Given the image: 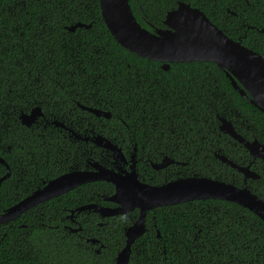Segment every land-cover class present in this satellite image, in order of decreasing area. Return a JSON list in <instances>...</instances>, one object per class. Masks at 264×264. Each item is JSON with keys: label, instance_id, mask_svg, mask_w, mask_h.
Wrapping results in <instances>:
<instances>
[{"label": "trees", "instance_id": "obj_1", "mask_svg": "<svg viewBox=\"0 0 264 264\" xmlns=\"http://www.w3.org/2000/svg\"><path fill=\"white\" fill-rule=\"evenodd\" d=\"M178 2L199 9L213 23L212 9H218L219 19L220 10L226 14L229 3L230 11L244 20L238 25L239 36L248 24L264 27V0H129L137 21L150 31L165 28V16ZM214 24L221 30L230 27ZM260 40V46L248 36L241 37L240 43L264 57L261 35ZM161 65L116 43L101 17L99 0H0V157L11 170L0 187V213L23 200L30 187L41 185L40 178L83 168L93 157L82 149L85 145L78 148L79 144L62 139L45 121L26 128L14 120L16 115L39 107L49 121L65 116L75 131L88 124L97 126L94 116L78 104L124 120V112L137 111L130 118L138 121V127L141 117L160 122L163 115L171 128L165 131L166 142L181 144L179 151L165 144L156 152L191 157V165L181 168L182 173L246 186L264 200V162L253 160L243 146L218 129L224 118L244 139L264 146V113L244 100L211 62L171 63L168 71ZM143 110L149 114H142ZM215 153L239 166L251 164L259 179L244 185L242 176L216 159ZM5 170L0 164V177ZM103 185H81L35 206L11 221L13 226L0 227V264H115L116 253L124 246L118 227L123 218H116L114 228L102 230L97 224L107 219L91 212L81 216L82 239L54 228L61 224L64 210L95 202V187ZM135 213L128 214L131 222ZM145 227V234L131 247L128 264H264V222L228 201L195 200L158 208L146 214ZM91 237L107 244L101 258L83 240Z\"/></svg>", "mask_w": 264, "mask_h": 264}, {"label": "water", "instance_id": "obj_2", "mask_svg": "<svg viewBox=\"0 0 264 264\" xmlns=\"http://www.w3.org/2000/svg\"><path fill=\"white\" fill-rule=\"evenodd\" d=\"M103 22L117 44L141 58L161 62L168 70L171 63L211 62L222 70L232 88L250 105L264 113V57L252 49L243 46L226 36L205 14L184 2H178L177 8L169 11L164 20L165 28L151 31L142 27L135 18L129 0H99ZM77 26H84L77 24ZM88 27V26H87ZM74 27L69 30H73ZM96 116H108V113L81 106ZM41 111L34 108L29 114L21 115L22 124L34 123ZM220 131L241 144L253 160L264 162V146L257 140L248 141L238 134L232 123L220 118ZM96 144L101 143L100 137ZM99 142V143H98ZM218 158L243 175L246 179H259L249 166H239L231 160ZM0 163L5 165L0 159ZM93 170L72 171L49 181L29 197L19 201L11 208L0 213V224L8 223L26 210L51 198L57 197L81 185L106 181L116 187V193L107 198L118 205L115 209H106L89 204L83 209H93L101 217L117 214L124 215L134 208L139 209L137 220L125 230L126 242L115 258V264H127L131 246L145 233V216L157 207L177 205L195 200H223L248 209L264 222V200L252 193L246 186L237 187L231 183L207 177L190 176L176 179L158 187L142 186L135 189L133 196L123 188V180L100 165L91 164ZM8 173L0 179V182Z\"/></svg>", "mask_w": 264, "mask_h": 264}, {"label": "flooded vegetation", "instance_id": "obj_3", "mask_svg": "<svg viewBox=\"0 0 264 264\" xmlns=\"http://www.w3.org/2000/svg\"><path fill=\"white\" fill-rule=\"evenodd\" d=\"M237 5L238 2L235 1ZM229 3H227L228 5ZM226 5V14H224V11L221 9L220 10V18L218 19V16H216L217 13H219L218 9H212V13L214 14L213 21L214 23L217 24H226L229 28H222L221 31H225L228 34H232L235 36L234 41H239L241 42V37L246 38L247 36L250 37L251 39H254V44L259 45L261 43L260 40V35L264 39V27H262L260 24L259 25H247V29L244 31V34L241 36L237 35L238 33H241L242 30L240 29V26H238L240 23L244 24V20L241 21L242 16L239 14L237 11H230L228 6ZM235 4H233L234 7ZM240 6V5H239ZM216 8V6H215ZM229 16L232 18L228 21ZM239 16V17H238ZM236 20H234V19ZM212 22V21H211ZM213 23V22H212ZM213 23V24H214ZM238 23V24H237ZM258 23V22H256ZM217 26L216 24H214ZM244 26V25H242ZM231 39V38H230ZM244 46V45H243ZM246 47V46H245ZM248 48V47H247ZM250 49V48H249ZM161 69H163V64L161 65ZM170 68V66H169ZM168 68V70H169ZM164 70V69H163ZM164 70V71H168ZM132 90V86H129L128 91V98L131 97L130 93ZM149 91L150 88L149 86L145 89L143 97L145 100V103L149 101ZM145 105V104H144ZM78 108L84 112H87L91 115L94 116L96 122L98 123L97 126L95 125H90L88 124L87 127L85 128H78L76 131L72 128L71 125H68L65 122L64 117L65 116H60V117H54L51 121L47 120L45 115L43 114L42 110L41 111V116L37 118V120L32 123L29 126H26L22 124L21 122V115L22 114H29L34 108L29 110L28 113H22L16 115V118L14 119L19 125L29 128L35 123H40L42 121H45L47 124L52 125L54 130H56L58 133L61 134L62 139L64 140H70L72 143H77L79 146L85 145L86 147H83L82 149L89 151L93 153V157L90 159L88 158V162L83 166V168H78L75 167L76 169L72 171H81V170H88L91 171L93 168L91 167V164L96 163L103 167L105 170L110 171L113 174V177L116 176L117 181H122L123 180V188L126 190L129 196H133V192L135 189H139L142 186H149V187H158L161 186L165 183L174 181L179 178L183 177H190V176H195L191 174L182 173L181 168H186L187 165H191V157L183 158V156L177 155L176 153H163V151L156 152V150H159L163 148V146L166 145H174V147L179 151V147L181 144V141L177 140L174 141L173 143H168L166 142L168 137L164 136L165 131L170 132L171 128L167 126V124L164 122V116L160 115L163 119V121H154V118L149 119L148 121H145L143 117H141V122L142 125L140 124V127L136 126V123L138 122L135 119L130 118L131 115H134L135 112L137 111H129L124 112L123 115L126 120L119 118L116 114H112L109 111L101 110L99 108H92V107H87L91 109H96L100 110L103 112L108 113V116H96L92 112L88 111L87 109H83L81 106L86 107L84 105H77ZM142 114H149L147 113L146 110H143ZM66 118V117H65ZM224 119V118H223ZM226 120V119H225ZM220 121V120H219ZM228 121V120H227ZM150 123V125H149ZM221 125V122L219 123ZM220 125L218 126V129L220 128ZM235 127V126H233ZM46 127H42V129H45ZM239 130V128L237 127ZM220 131V129H219ZM236 131V130H235ZM189 132H191V129H189ZM221 132V131H220ZM237 132V131H236ZM222 133V132H221ZM238 133V132H237ZM151 134H153L151 136ZM223 134V133H222ZM239 134V133H238ZM225 135V134H224ZM100 137L101 143L99 145L96 144V141ZM157 144H156V143ZM241 145V144H240ZM242 146V145H241ZM67 151V150H66ZM220 152H222L221 149H219ZM75 151L68 150V153H73ZM218 156H222L227 158L226 156L220 154V153H215L214 157L218 159L221 163H223ZM183 158V159H181ZM4 161L3 158L0 157ZM228 159V158H227ZM89 160H92V162H89ZM5 165L1 164L2 166L5 167V173L3 176H5L8 173V176L0 182V187L2 182H4L6 179H8L11 175V170L9 166L6 164L4 161ZM225 164V163H223ZM236 164V163H235ZM226 165V164H225ZM251 164H248L249 166ZM228 166V165H226ZM250 168V167H249ZM250 170H253V168H250ZM67 170L65 173L72 172ZM35 172V171H34ZM235 172H237L235 170ZM63 173V174H65ZM238 173V172H237ZM183 174V176H181ZM241 176L242 174L239 173ZM2 176V177H3ZM0 177V179L2 178ZM55 178H47V175L45 179L40 178V184L37 188H34L35 185L29 188L30 193L27 194L23 199L29 197L32 195L34 192H36L38 189H42L45 187V185L53 180ZM22 178H19V181H21ZM34 181V178H33ZM242 181H243V176H242ZM100 183H104L103 187L102 184L101 186H96V193L95 195L97 196V199L95 202L87 203L80 205L78 204L74 208L70 210H64L65 215L61 219V224L59 226H54L57 230L61 228L64 232L67 234H75L81 239V233L83 232V226H82V220L81 216L88 214L94 213L92 210L93 209H83L82 207L87 206L89 204H95L97 206H100L102 208L106 209H115L118 207V205L111 200L107 199L112 197L116 193V187L106 181H97ZM97 182H92V183H97ZM69 192V191H68ZM67 193V192H66ZM42 204V203H40ZM38 204V205H40ZM37 205V206H38ZM35 207H32L29 210H26L24 213H22L20 216L25 214L26 212L34 209ZM158 208H155L153 210H156ZM138 208L132 209V211H129L125 213L124 215L122 214H117L113 216H108V217H101L99 214L94 213L95 215H98L99 219H107L105 222H99L97 224V227L104 230L105 227L109 228H114V225L116 224V218L121 217L123 218L122 221V241L125 245L126 242V236H125V230L131 226L136 219L138 218ZM136 211L135 217L136 219L131 222L132 217L129 216V213H132ZM148 213V212H147ZM20 216L16 217L18 219ZM80 217V218H79ZM146 217V216H145ZM79 218V219H78ZM14 219L13 221H15ZM81 220V221H79ZM130 222V223H129ZM145 222V219H144ZM11 223V222H9ZM2 224L0 227L6 228V227H11L13 226L11 224ZM129 223V224H128ZM21 227H24L25 225H18ZM146 229V227H145ZM146 232V231H145ZM145 234V233H144ZM143 234V235H144ZM6 235V232L3 233V236ZM100 235V232L98 230L97 236ZM142 235V236H143ZM157 236L159 234L157 233ZM141 238V237H140ZM139 239V238H138ZM136 239L135 242L138 240ZM85 243L90 244V247L92 248L93 246L95 247L94 253L99 256L103 254L105 251V248L107 247L106 242H101V238L99 237H91V238H84L83 239ZM102 241H107L106 239ZM108 242V241H107ZM134 242V243H135ZM109 243V242H108ZM133 243V244H134ZM132 244V246H133ZM131 246V247H132ZM117 254V253H116ZM131 257V254H130ZM102 261V260H101ZM100 261V262H101ZM99 262V261H98ZM99 262V263H100ZM128 264V263H127Z\"/></svg>", "mask_w": 264, "mask_h": 264}, {"label": "bare ground", "instance_id": "obj_4", "mask_svg": "<svg viewBox=\"0 0 264 264\" xmlns=\"http://www.w3.org/2000/svg\"><path fill=\"white\" fill-rule=\"evenodd\" d=\"M222 71V70H221ZM223 72V71H222ZM220 129V128H219ZM224 134V133H223ZM225 135H227V136H229L228 134H225ZM230 137V136H229ZM243 176V175H242ZM247 180H253V179H246V181ZM243 183H244V179H243ZM88 184V183H87ZM77 188V187H76ZM71 191V190H70ZM62 195V194H61ZM60 196V195H59ZM58 197V196H57ZM54 198H56V197H54ZM51 199H53V198H51ZM50 200V199H49ZM47 201V200H46ZM45 202V201H44ZM43 203V202H42ZM40 204V203H39ZM180 204H182V203H180ZM178 205V204H177ZM37 206V205H36ZM171 206H174V205H171ZM35 207V206H34ZM163 207H169V206H163ZM163 207H157V208H163ZM31 209V208H30ZM152 211H153V209H152ZM5 212V211H4ZM138 212H139V210H138ZM139 215V214H138ZM16 219V218H15ZM137 220V219H136ZM13 221V220H12ZM9 222H11V221H9ZM8 222V223H9ZM5 224H7V223H5ZM0 225H2V224H0Z\"/></svg>", "mask_w": 264, "mask_h": 264}]
</instances>
